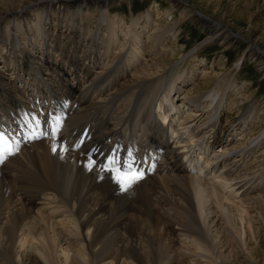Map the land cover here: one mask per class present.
Wrapping results in <instances>:
<instances>
[{
    "label": "bare ground",
    "instance_id": "bare-ground-1",
    "mask_svg": "<svg viewBox=\"0 0 264 264\" xmlns=\"http://www.w3.org/2000/svg\"><path fill=\"white\" fill-rule=\"evenodd\" d=\"M23 1L17 5L0 0V127L15 134L25 119L30 123L33 115L41 119L55 114L63 128L57 137L48 129L36 139L15 137L18 151L0 163V264H129L128 259L148 264L142 242L147 243L151 260L171 257V264H186L164 243L162 222L188 241L184 257L195 260L191 264L212 257L220 262L226 245L215 239L214 227L224 222L241 235L242 229L233 226L234 208L252 233L256 224L264 230V192L259 187L264 171L254 182L252 176L246 182L241 176L256 161L264 164L262 153V158L246 162L264 143V129L253 132L257 127L250 107L239 104L234 90L219 97L218 88L208 89L211 79L205 74L197 78L201 71L197 65L187 78L173 74L178 62L173 60L175 23L166 27L147 15L152 28L148 43L143 32L133 30L132 43L125 48V42L118 44L119 37L112 41L107 35L105 11L114 0ZM176 1L186 4L182 19L196 17L208 33L186 54L189 60L223 35L224 45L240 37L249 43L250 57L263 60L264 49L250 31L238 29L219 12L210 17L192 10L187 0ZM114 32L119 36L118 28ZM119 61L121 73L111 88L106 80ZM191 81L196 93L182 96ZM178 95L182 102L175 105ZM116 101L125 112L93 115L100 108L110 111L108 105ZM152 103L162 121L151 110L145 113L147 124L138 126L137 107ZM221 121L227 124L221 127ZM237 125L247 140L232 134ZM83 131L85 141L75 149L73 143ZM115 141L125 142V151L135 149L151 159L145 167L135 158L144 177L127 190L99 166L104 163L101 152L116 146ZM90 158L97 161L92 170L87 166ZM225 191L233 192V197ZM254 191L260 193L252 195ZM168 209L181 212L189 225L183 226L174 217L178 214L171 215ZM214 214L220 217L213 225L208 220Z\"/></svg>",
    "mask_w": 264,
    "mask_h": 264
},
{
    "label": "rangeland",
    "instance_id": "rangeland-1",
    "mask_svg": "<svg viewBox=\"0 0 264 264\" xmlns=\"http://www.w3.org/2000/svg\"><path fill=\"white\" fill-rule=\"evenodd\" d=\"M187 1H189L187 3L190 4V8L192 10L201 11L210 17H212L211 15H213L214 13H218V12H219L218 13L219 16H222V15L227 16V18L238 29L245 30L247 31V33L248 31H250L251 32L249 34L250 37L253 40L257 39L259 42V45L264 49V10L260 9V4L262 2L261 0H187ZM10 2L11 3L13 2L14 4L19 5L24 1L23 0H10ZM178 2L179 1H176V0H117V1L114 0L111 3V5L107 7L105 11L107 12V17L109 19V25H110V30H108L109 34L107 35H109L108 37L111 40H112L111 37H116L117 39L119 37L118 44L121 45L125 42V45H126L125 48H127L132 43V39L134 37L133 30L137 32L141 31V33L143 32L142 33L143 41L145 42L148 41V37L150 36L149 34L151 33L152 28L149 24V20L146 18L147 15L151 17L150 19L152 21L155 20L156 22H162V24L165 25L166 27L170 25L169 23H172V22L175 23L176 25H175L174 31L176 33V37H172V40L175 41L173 43V47L174 49L176 48V51L174 52L173 60L175 61L178 60V62H177L176 68L173 71L174 72L173 74L175 75L182 74V77L180 79L187 78V76L193 75L192 72L198 66V68H200L202 72L200 71L197 78L201 79V77L204 76L205 74L206 77L211 79L210 80L211 82H209V85L207 86L208 89H211L213 87L218 88L220 92L219 97H221L222 94L224 93H228L230 90H234L236 91L235 93L238 94L237 98L239 100L241 99V101H239V104L242 106L250 107V112H252L250 113V115L253 119L255 127H257L255 128L253 125V128H255L253 132H259L260 129L261 130L262 128L264 129V71L262 70L264 66V58L262 61H256V59H252V57H250L251 56L250 53H253V51H251L249 43L240 37H235L231 40L229 39L228 43L224 45L225 35H223L219 37L217 40H214V41L212 40L208 42L206 46L204 45V47H202V49L199 51V53H197L196 57L193 60L191 59L189 60L186 54H189L191 49L196 44L205 40V38L208 36V33L206 29L202 27V24H200L199 21H197L196 17L182 19L183 16H181V14L186 4L183 3L180 5ZM119 23L123 24V29H122L123 31L121 30V28H119V25H120ZM114 26L116 27L114 28ZM117 28L119 31V36L118 35L114 36V33H115L114 31ZM38 32L40 33V29ZM4 48L5 50L7 49L6 47ZM110 50H111V47H110ZM114 52H116V50H114ZM246 55H249V57L245 58ZM241 56H243L242 60L240 59V64L238 68H236V63ZM55 57L57 58V56ZM243 60H245L244 63H243ZM117 64H118L117 66L118 68L117 67L115 68V71L113 72L114 74L112 73V77L109 76L108 79L106 80V82H108V85L111 88L114 87L113 85L114 77L116 76V74L121 73V68L119 67L122 65V63L119 61ZM205 71L207 73H204ZM79 78H80V75H79ZM163 80H165V78ZM165 81H167V79ZM192 87H194V83L192 81L188 85L184 86L185 90L182 91L183 93V94L181 93L182 96L188 93L189 91H193L191 93H194V92L196 93V91L191 90ZM156 92L157 91L155 89V91H153L154 93L153 96L151 94L149 99L154 97V95L156 97ZM179 96L180 95L176 97L174 96L175 99L173 100V103L175 105L176 103L182 102V99H180ZM92 98H93V94H91L90 102L92 101ZM178 99H179V102H178ZM116 102L112 103L113 105L112 104H110V106L108 105V109L110 111H108L107 109L100 108L98 111H95L93 115L95 117H102L105 114H112V115L120 114V112L124 110V106H122V104L120 105L121 100L119 101L120 102L119 104H118V101ZM151 106L156 111L152 109ZM142 108L146 110H144L143 112ZM151 110L154 111L156 120L161 121L160 120L161 117L159 116L157 112L156 106L153 105L152 103L151 105L148 104L146 108L144 106L141 108L137 107V111L140 112V113L139 112L136 113V114L139 113L138 114L139 120L135 119L136 121L135 120L134 121L136 122V124H138V126H142V125L144 126L147 124V123L145 124V122H147L145 121L146 120L145 113H148L149 111L151 112ZM234 111H236V109ZM141 114L143 115L140 117ZM226 124H227L226 121H223V122L221 121L219 126L222 127ZM93 125L96 126L98 125V123L93 122ZM238 127H240V125L236 126L232 134L233 135L235 134V136L237 137H243V138L245 137L243 141L247 140L246 136H241V134H239V132H241V129H238ZM233 135L231 137H233ZM89 142L91 145L94 144V139H90ZM260 153H262V155L264 156L263 141L261 145L258 146L257 150L255 151V154L254 153L251 154L249 158L246 159V162L250 163L254 160V158L256 159L257 157L259 158ZM195 156H198V155L195 154ZM259 164L260 162L256 161L254 164H252L253 166L251 167L252 168L251 170L248 169L247 171L243 170L241 172L244 174V175H241L242 179L244 180L243 182H246L250 179H252V182H254L257 179L256 174L257 173L259 174L260 171L262 170L264 171V164L263 165L262 164L259 165ZM247 176L248 178H250L251 176L253 178L248 179ZM244 178L245 179L247 178L248 180L247 179L245 180ZM256 182L257 184L259 183V181H256ZM259 187H261V192H264V184L259 185ZM259 193H260L259 191H254L251 194L256 195ZM225 194L233 197L234 193L230 191H225ZM239 196L240 195H237V198ZM168 210L171 213V215H174L175 212L178 214V215L175 214L174 217L178 221L180 220L179 222L181 224L183 222L182 224L183 226L189 225L188 224L189 221L183 218L182 216L183 214H181V212H177L172 209L171 210L168 209ZM237 213H238L237 208H234L231 213L232 214L231 218L234 215L232 219L233 221L236 220V224H234L233 226L238 228V230L240 231L242 229L241 235L238 234V231L236 233L232 229V227L230 226L226 227V224L224 222L218 225L217 227H214L215 233H213V235L217 234L215 235L216 238L215 237L214 238L218 240L220 243H222V245L223 244L226 245L222 248V258L221 260H219L220 262L218 261L215 262L214 260L216 259L213 257L210 260L203 259L202 263L200 264H218V263L220 264H264V230H262L260 224H256L255 232L252 233L249 230L248 223L244 221V223L242 224L241 221L239 220V217L237 216L238 215ZM215 214L210 216L209 218L210 221L208 220L210 224L213 223L214 225L215 222L218 221L220 214L218 215V217ZM255 220H256V217L254 218V221ZM172 225L174 227H179L177 223L172 224ZM161 227L163 231L165 232V235H163V240L165 242L164 241L163 242L169 246L171 245L170 249H171V253L173 252L172 255L175 254V257L179 260H182L184 258L182 261L185 262L186 264L193 263V261L195 260L191 259V257L187 255L186 257H184V255L186 254L185 252L187 251L184 246L185 245L188 246V241L185 242V238L183 236H179L177 233H174L169 224L162 222ZM228 229H232V231H230L231 234L229 236H226V231H228ZM166 231L169 234H167ZM180 237L182 238V240ZM169 241H172V242H169ZM182 242L187 243V244L183 243L184 244L183 245ZM141 248L146 254V257L148 256L147 257L148 262H149L148 264H171L172 263L171 257L170 258L161 257L160 259H157L156 261L151 260V258H149V248H148L147 243L145 242L141 243ZM82 251L83 253H85L86 250L82 248ZM128 263L137 264L135 261L133 263V260H129V259H128Z\"/></svg>",
    "mask_w": 264,
    "mask_h": 264
},
{
    "label": "snow or ice",
    "instance_id": "snow-or-ice-1",
    "mask_svg": "<svg viewBox=\"0 0 264 264\" xmlns=\"http://www.w3.org/2000/svg\"><path fill=\"white\" fill-rule=\"evenodd\" d=\"M51 120L54 122L53 131H58L60 126V117H52ZM32 124L35 128H39L41 125V119L38 116L33 115L31 117ZM28 139H36L38 135L33 131ZM18 143V142H16ZM79 147V145H77ZM18 151V147L15 146L14 142L4 132H0V163H3L9 156L14 155ZM53 151H56L53 148ZM65 151L67 149L65 148ZM95 151V149L93 150ZM128 159L121 163L119 156L116 154V150H113V154L107 158L105 163L100 165L101 170L110 172L113 174V179L121 187L122 190L131 188L135 183L143 179L144 172L137 168V161L131 153L128 154ZM97 165L95 159L90 158L88 162L89 170H92Z\"/></svg>",
    "mask_w": 264,
    "mask_h": 264
}]
</instances>
